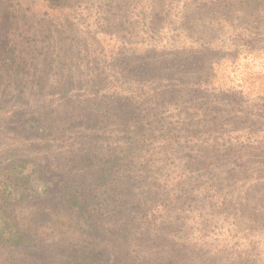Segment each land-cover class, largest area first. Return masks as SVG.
<instances>
[{
    "label": "trees",
    "instance_id": "obj_1",
    "mask_svg": "<svg viewBox=\"0 0 264 264\" xmlns=\"http://www.w3.org/2000/svg\"><path fill=\"white\" fill-rule=\"evenodd\" d=\"M80 1L0 0V264H264V0Z\"/></svg>",
    "mask_w": 264,
    "mask_h": 264
},
{
    "label": "rangeland",
    "instance_id": "obj_2",
    "mask_svg": "<svg viewBox=\"0 0 264 264\" xmlns=\"http://www.w3.org/2000/svg\"><path fill=\"white\" fill-rule=\"evenodd\" d=\"M105 1V2H104ZM119 1V5L121 6V9H117V11L119 12V14H121V16L123 15H130L133 10L132 8H130V10L127 9L126 4L128 0H118ZM146 2V0L144 1ZM103 3H108L107 0H81L80 1V5L83 4L84 7H86V9H89V14L91 15V19L90 20H86L88 23H91L92 25L97 24L98 19L100 18L97 17V13L101 11L102 9V4ZM146 3H141L139 4V9L140 10ZM86 18V17H84ZM98 27V26H97ZM97 27H93L91 28L92 31H94ZM117 27V26H116ZM101 29L104 30V28L101 26ZM163 35H161L162 37ZM107 37L109 38V34H107ZM106 37V39H108ZM118 39H120V41H124L125 38H129L130 35L127 33V30H123V28H120V34L117 36ZM196 39V38H194ZM197 40V39H196ZM251 70H253L250 67ZM225 70H221L219 71L217 78H216V84H214L216 87L221 88V89H214L217 91H220V93H226V92H240L242 93L243 96H251L254 95L257 92H261L264 93V74L263 73H254L251 72L249 69H243V70H238L235 73H229L230 69H228L227 72V78H225V73H223ZM226 88H230V89H226ZM237 94V93H236ZM243 105L241 104V107ZM239 127H242V125L240 124ZM247 177L245 175H240L238 178V183L241 182V180L244 179L245 183H244V188L247 186ZM242 183V182H241ZM240 186L242 187V185L240 184ZM243 188V189H244ZM243 201V200H241ZM247 213L244 212L243 214V218L247 217ZM254 218L257 219L255 224L253 225V233H255L256 235L261 236V238L264 239V229H263V224L261 222H258L259 220H261L262 218H260L256 213H253ZM242 218V219H243ZM262 225V226H261ZM257 247L262 248V249H257L258 250H263V257H264V240L260 241V244L257 245Z\"/></svg>",
    "mask_w": 264,
    "mask_h": 264
}]
</instances>
